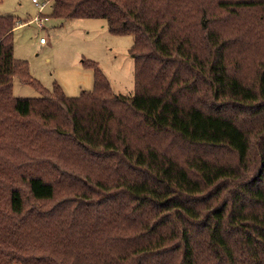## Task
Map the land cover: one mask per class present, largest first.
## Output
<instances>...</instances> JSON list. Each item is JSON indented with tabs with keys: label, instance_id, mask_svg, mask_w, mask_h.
Listing matches in <instances>:
<instances>
[{
	"label": "trees",
	"instance_id": "1",
	"mask_svg": "<svg viewBox=\"0 0 264 264\" xmlns=\"http://www.w3.org/2000/svg\"><path fill=\"white\" fill-rule=\"evenodd\" d=\"M49 17L131 36L134 90L89 60L93 89L47 90L0 15V264H264V0H52ZM15 76L41 96L14 97Z\"/></svg>",
	"mask_w": 264,
	"mask_h": 264
},
{
	"label": "rangeland",
	"instance_id": "2",
	"mask_svg": "<svg viewBox=\"0 0 264 264\" xmlns=\"http://www.w3.org/2000/svg\"><path fill=\"white\" fill-rule=\"evenodd\" d=\"M37 1L45 4L42 11L32 0H0V15H15L16 24L20 23L13 30V57L26 62L32 78L47 90L58 85L66 96L76 97L83 90L93 89L94 70L82 63L89 60L97 63L114 96L133 93L131 36L111 34L103 19L50 18L52 0ZM35 17L42 18V27ZM40 38L46 42L41 44ZM12 94L22 98L41 96L35 87L22 83L17 76L13 79Z\"/></svg>",
	"mask_w": 264,
	"mask_h": 264
},
{
	"label": "built area",
	"instance_id": "3",
	"mask_svg": "<svg viewBox=\"0 0 264 264\" xmlns=\"http://www.w3.org/2000/svg\"><path fill=\"white\" fill-rule=\"evenodd\" d=\"M32 2H33L36 6H38V9H39L40 11L43 10V8H44V6H45L44 3L39 4L37 0H32ZM34 20L38 23V26H39V27H42V18H40V17H35ZM39 42H40L41 44H44L46 41H45L44 38H40V39H39Z\"/></svg>",
	"mask_w": 264,
	"mask_h": 264
},
{
	"label": "crops",
	"instance_id": "4",
	"mask_svg": "<svg viewBox=\"0 0 264 264\" xmlns=\"http://www.w3.org/2000/svg\"><path fill=\"white\" fill-rule=\"evenodd\" d=\"M19 26V25H18Z\"/></svg>",
	"mask_w": 264,
	"mask_h": 264
}]
</instances>
